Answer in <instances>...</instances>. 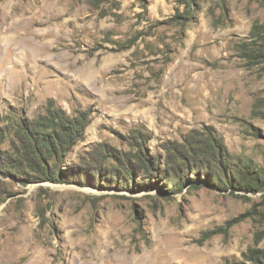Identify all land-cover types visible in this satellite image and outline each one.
I'll use <instances>...</instances> for the list:
<instances>
[{
	"label": "rangeland",
	"instance_id": "1",
	"mask_svg": "<svg viewBox=\"0 0 264 264\" xmlns=\"http://www.w3.org/2000/svg\"><path fill=\"white\" fill-rule=\"evenodd\" d=\"M259 47L264 0H0V264L242 260L263 214L227 222L262 209L261 193L187 186L166 198L121 180L108 151L137 141L163 161L167 141L211 126L264 168V59L249 58ZM52 100L90 113L64 180L10 172L20 120Z\"/></svg>",
	"mask_w": 264,
	"mask_h": 264
},
{
	"label": "trees",
	"instance_id": "2",
	"mask_svg": "<svg viewBox=\"0 0 264 264\" xmlns=\"http://www.w3.org/2000/svg\"><path fill=\"white\" fill-rule=\"evenodd\" d=\"M249 58L263 60L264 48L253 49ZM89 120V111L69 115L50 101L44 114L20 120L13 153H6L7 169L18 175L32 171L37 180L61 182L64 180L61 161L83 137ZM135 144V151H108V156L118 164L114 168L122 170L121 180L126 184L135 176L141 177L142 185L158 188L160 196L166 198L187 186L188 190L207 186L247 200L251 199L249 194L261 193L262 209L253 207L229 220L227 225L258 212L264 217V168L249 157L232 153L214 127L193 129L180 142L167 141L163 161L149 155L139 142ZM263 239L264 229L256 232L254 245L235 264H264V246H260Z\"/></svg>",
	"mask_w": 264,
	"mask_h": 264
}]
</instances>
